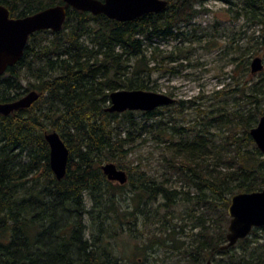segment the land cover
Instances as JSON below:
<instances>
[{"label":"trees","instance_id":"obj_1","mask_svg":"<svg viewBox=\"0 0 264 264\" xmlns=\"http://www.w3.org/2000/svg\"><path fill=\"white\" fill-rule=\"evenodd\" d=\"M207 1L168 0L163 9L130 20L69 7L61 30L32 33L21 59L0 75V103L39 93L29 106L0 111V264H158V257L130 263L117 255L115 241L127 219L131 228L139 216L155 225L147 245L175 250L169 255L178 254L175 264H264V234L256 231L264 225L252 229L254 237L221 248L231 196L264 185V153L250 132L264 113V68L256 81L214 90L204 102L197 101L204 97L199 93L153 110L108 109L113 90L155 89L151 79L159 68L178 72L184 60L192 63L196 43L213 40L207 28L189 27L209 10ZM219 1L229 20L258 25L255 49L264 55V0ZM63 2L0 0L12 16ZM168 38L177 43L166 52L155 41ZM241 39L232 61L244 74L254 73L252 50ZM51 130L70 151L62 178L50 165L45 133ZM154 139L153 150L139 152ZM159 149L160 165L152 166ZM133 154L139 162L130 166ZM108 161L127 171L125 183L108 178L101 167ZM127 185L131 194L124 198ZM181 201L193 220L189 245L175 235L173 209ZM238 243L243 254L233 252Z\"/></svg>","mask_w":264,"mask_h":264},{"label":"water","instance_id":"obj_2","mask_svg":"<svg viewBox=\"0 0 264 264\" xmlns=\"http://www.w3.org/2000/svg\"><path fill=\"white\" fill-rule=\"evenodd\" d=\"M63 1V3L51 5L23 16L10 15L9 8L0 3V74L21 59L32 33L40 29L61 30L69 7L91 11L94 14L104 13L118 20H130L147 12L159 11L168 3V0ZM263 68L262 56L255 55L251 61L252 72H258ZM38 95L36 90H31L16 100L2 102L0 111L7 114L14 109L29 106L38 98ZM110 98L111 104L108 109L111 111L153 110L158 106L175 101V97L166 92L143 88L116 89L110 93ZM250 132L264 153V113ZM45 137L50 146L51 168L58 178H62L67 171L69 148L56 130L47 131ZM101 167L111 180L120 183L128 180L127 171L113 161L104 162ZM228 213L230 222L227 242L221 245L222 249L248 236L254 227L264 225V185L259 190L234 193L231 196ZM206 264L218 263L208 259Z\"/></svg>","mask_w":264,"mask_h":264},{"label":"rangeland","instance_id":"obj_3","mask_svg":"<svg viewBox=\"0 0 264 264\" xmlns=\"http://www.w3.org/2000/svg\"><path fill=\"white\" fill-rule=\"evenodd\" d=\"M209 10L202 11L199 13L194 21L193 25L189 27H205L213 35V40L209 43L208 40L204 45L196 43L195 54L193 55L192 63L188 65L187 61L184 60V65L181 71L173 72L169 68L163 67L159 68L152 75V84H157L155 86V91H162L170 94L173 92L176 99V103L180 98H193L199 93H203V99H197L198 102L206 100L209 96L212 95L214 90L219 88H229L230 86H236L237 82L247 81L249 83L256 81L261 77V73H247L244 74L240 66H235V63L232 61V58L235 56L234 46H238L237 41L241 36V43L243 46H249L252 50V55L250 56V61H252L255 55H262V52H257L255 44V36L259 32L258 25H255L251 22L242 20L231 21L230 15L226 13V3L219 0H208L205 4ZM225 26V27H223ZM233 38L235 41H233ZM161 49L164 51H169L174 48L176 39H159L155 41ZM256 51V52H255ZM154 60V59H153ZM181 61V60H180ZM171 64H179V61L172 62ZM7 75L9 72L6 73ZM208 104L205 103V105ZM189 112V111H188ZM195 114L193 109L191 113L187 115L189 118ZM155 140V141H154ZM149 140L148 145L140 149L143 155H147L150 150H153L154 146L157 144V140ZM160 153L157 150L152 154V166H158L159 161L157 160ZM130 159V166L137 164L139 158L137 159V154L128 155ZM162 167V166H161ZM175 179V177H173ZM118 182V181H116ZM174 186L180 187V182L174 180ZM131 194L130 186L127 185L123 188V192L120 195L127 198ZM161 202V199H160ZM127 203H132V200L128 199L124 201V206ZM86 204L90 206L91 202L88 196H86ZM158 202L155 201L154 206H157ZM175 215L173 216V222H177L175 235L178 238V242L185 243L189 245L192 243L193 233L192 223L193 220L190 215H187V203L181 201L173 209ZM170 214L167 215L169 217ZM139 221L137 225L129 227V220L125 223L126 230L123 232L115 241L116 242V252L117 255L126 259L128 262L132 263L138 258H142L145 255L154 259V263L157 262L156 258L158 257V264L162 263L165 257L172 259L169 264H175L177 253L169 256L172 251L176 252L172 248H166L159 246L147 245L149 240L148 236L150 230H153L155 225H152L151 228L148 225H145L143 216H139ZM259 226H256V228ZM197 229V228H195ZM257 233L264 234V230L257 229ZM252 232V231H251ZM165 234V232H164ZM163 234V235H164ZM251 237H254V232L250 234ZM264 236V235H262ZM260 242L264 241V238L259 239ZM150 244V243H149ZM147 245V246H146ZM252 245L249 247V253L252 250ZM243 245L238 243L237 248L233 252L237 254H243ZM182 253L180 254V256ZM156 260V261H155Z\"/></svg>","mask_w":264,"mask_h":264},{"label":"flooded vegetation","instance_id":"obj_4","mask_svg":"<svg viewBox=\"0 0 264 264\" xmlns=\"http://www.w3.org/2000/svg\"><path fill=\"white\" fill-rule=\"evenodd\" d=\"M12 66H13V65H12ZM9 67H10V66H9ZM9 67H8V68H9ZM8 68L6 69V71H5V72H3V73H1V74H4V73L6 74V73L8 72V71H7V70H8ZM9 73H10V72H9ZM1 74H0V75H1ZM6 75H7V74H6ZM27 93H28V92H27ZM27 93H26V94H27ZM23 96H24V95H23ZM21 97H22V96H21ZM19 98H20V97H19ZM17 99H18V98H17ZM14 100H16V99H14ZM11 101H13V100H11ZM17 109H18V108H17ZM14 110H15V109H14ZM9 113H10V112H9ZM7 114H8V113H7Z\"/></svg>","mask_w":264,"mask_h":264},{"label":"bare ground","instance_id":"obj_5","mask_svg":"<svg viewBox=\"0 0 264 264\" xmlns=\"http://www.w3.org/2000/svg\"><path fill=\"white\" fill-rule=\"evenodd\" d=\"M37 92V91H36ZM38 93V92H37ZM39 94V93H38ZM39 96V95H38Z\"/></svg>","mask_w":264,"mask_h":264}]
</instances>
